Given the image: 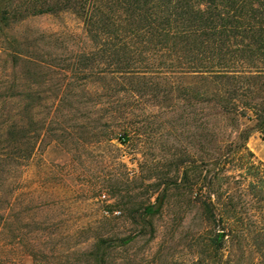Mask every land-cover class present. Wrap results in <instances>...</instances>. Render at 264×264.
Wrapping results in <instances>:
<instances>
[{"label": "rangeland", "instance_id": "rangeland-1", "mask_svg": "<svg viewBox=\"0 0 264 264\" xmlns=\"http://www.w3.org/2000/svg\"><path fill=\"white\" fill-rule=\"evenodd\" d=\"M90 51L82 19L66 8L0 23V107H32L43 128L32 159L0 173V264H264V192L251 191L238 161L247 133L264 167V58L233 70L262 73L246 83L239 105L258 107L243 117L155 89L154 77L104 81L101 69L116 61L86 62ZM217 177L211 201L240 227L221 250L211 241L227 227L199 201Z\"/></svg>", "mask_w": 264, "mask_h": 264}, {"label": "trees", "instance_id": "trees-1", "mask_svg": "<svg viewBox=\"0 0 264 264\" xmlns=\"http://www.w3.org/2000/svg\"><path fill=\"white\" fill-rule=\"evenodd\" d=\"M0 8V23L6 27L29 16L58 14L65 8L74 11L98 50L83 54L85 61L91 62L94 55L116 61L101 69L104 81L116 75L133 82L154 77L151 87L160 89L163 85L197 103H212L223 115L245 117L249 111H257L258 105L239 104L248 88L246 83L256 82L262 75L261 69L250 76L233 70H238L243 60L255 62L264 58V0H0ZM13 62L16 64V59ZM173 77H189L197 82L176 83L171 81ZM126 85V90H130V83ZM6 95L0 93V97ZM14 97L8 94L6 99ZM59 98L62 103L63 94ZM260 119L259 127L264 130V117ZM36 123L32 107L24 113L5 105L0 107V173L6 166L17 170L32 159L43 131H35ZM241 137L245 145L250 134ZM244 145L239 149L246 153L238 161L245 162L247 173L254 177L249 184L251 191L260 184L263 193L264 167L255 165L253 155ZM219 180L217 177L209 181L208 195L199 196L211 223H225L227 227L211 241L217 250L226 244V237L237 236L240 228L238 219H225L227 206L211 201ZM183 181L190 183L188 174ZM230 209L236 212L235 208Z\"/></svg>", "mask_w": 264, "mask_h": 264}, {"label": "built area", "instance_id": "built-area-1", "mask_svg": "<svg viewBox=\"0 0 264 264\" xmlns=\"http://www.w3.org/2000/svg\"><path fill=\"white\" fill-rule=\"evenodd\" d=\"M105 198V196H103Z\"/></svg>", "mask_w": 264, "mask_h": 264}]
</instances>
